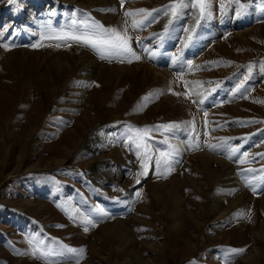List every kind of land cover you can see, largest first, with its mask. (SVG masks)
I'll use <instances>...</instances> for the list:
<instances>
[{
	"label": "rangeland",
	"instance_id": "rangeland-1",
	"mask_svg": "<svg viewBox=\"0 0 264 264\" xmlns=\"http://www.w3.org/2000/svg\"><path fill=\"white\" fill-rule=\"evenodd\" d=\"M170 2L0 0V264H264V2Z\"/></svg>",
	"mask_w": 264,
	"mask_h": 264
},
{
	"label": "snow or ice",
	"instance_id": "snow-or-ice-1",
	"mask_svg": "<svg viewBox=\"0 0 264 264\" xmlns=\"http://www.w3.org/2000/svg\"><path fill=\"white\" fill-rule=\"evenodd\" d=\"M9 2L11 3L12 0H9ZM123 2L124 0H121V3ZM234 2L239 3V0H234ZM262 2H264V0H262ZM183 6H184V0H171V2L168 5L163 7L165 10L170 11L171 15L175 17L179 14V11ZM193 6L199 9V14L203 18L207 14L208 0H194ZM240 8L241 10H244V8H246V5L240 4ZM158 11L159 10L156 9L152 11L137 9L132 11H126L125 16H131L134 13H145V15L141 20L132 21L131 27L140 28L144 24L150 22L149 17L152 16L153 12H158ZM76 23L77 21L74 20L73 24ZM55 38L60 40L75 41L85 46H89L101 54L123 55L126 53H131V48L129 46L130 37L127 35L126 30L123 33H121L115 28H105L103 25H100L98 22H92L90 24H87L86 30L83 31L81 34L77 35L68 32V33H63L62 35H59ZM189 40H191V35H189ZM136 59H139V57H136ZM165 127H170V126H165ZM209 147L212 146L209 145ZM260 155H264V154H260ZM88 223H91V221H88ZM85 231H87V228H85ZM36 251H39V249H37ZM67 251L70 253H78L81 250L67 248ZM244 251L245 249L230 250L231 253H236V254L242 253ZM41 255L43 256L44 253H41Z\"/></svg>",
	"mask_w": 264,
	"mask_h": 264
},
{
	"label": "bare ground",
	"instance_id": "bare-ground-1",
	"mask_svg": "<svg viewBox=\"0 0 264 264\" xmlns=\"http://www.w3.org/2000/svg\"><path fill=\"white\" fill-rule=\"evenodd\" d=\"M99 1H100L101 3H105V2H106V0H99ZM108 1H109V0H108ZM20 17H21V16H20ZM88 54H89V53H88ZM88 54H87V57L89 58L88 60H90V61L88 62V64H89L90 67H94V68H95V65H96V64H95V58H93V56L88 55ZM82 59H83V58H82ZM175 60H176V59H175ZM175 60H174V61H175ZM176 62H177V61H176ZM86 63H87V62H86ZM162 64H163V63H162ZM171 64H172V63H171ZM173 64H176V63L174 62ZM173 64H172V65H173ZM157 65L160 67V66H161V63H159V64H157ZM167 65H169V64H167ZM167 65H166V66H167ZM60 66H61V65H60ZM123 68H124V67H123L122 65H121V67L119 66V70H120V71L117 70L116 73H120V74H121V72L123 73V72H124V71H123ZM152 68H154V67H152ZM156 70H157V68H156ZM162 70H163V69H162ZM164 72H165V70H164ZM155 75H156V74H155ZM96 142H97V141L94 142V141L91 140L89 143L92 145V147H95V146L99 145V143H100V142H97V143H96ZM201 157H203V156H201ZM209 157H210V156H209ZM205 158H207V157H205ZM203 159H204V157H203ZM207 159H209V158H207ZM207 159H206V161L203 163V166L213 174V171H211V170L208 168V163H207L208 160H207ZM210 159H211V157H210ZM211 160H212V159H211ZM211 160H210V161H211ZM202 161H203V160H202ZM217 161H218V160H217ZM217 161H216V162H217ZM209 163H210V162H209ZM219 163H220V165H221V173L226 174V173L228 172V164L225 163V162H224V163H223V162L221 163V161H219ZM218 170H220V169H218ZM210 172H209V174H210ZM214 172H215V171H214ZM219 172H220V171H219ZM221 173H220V174L217 173V175L215 174V178H216L215 180H217V178H220V177L223 175V174H221ZM209 174H208V175H209ZM210 178H211V177H210ZM212 178H213V177H212ZM212 178H211V179H212ZM215 180L213 179V181H215ZM173 181H174V180H173ZM175 181H176V180H175ZM213 181H212V182H213ZM216 182H217V181H216ZM175 183H176V182H175ZM168 191H169V190H168ZM176 192H177V191H176L175 189H173V192H172V193H173V197H174V199L177 198V196H176ZM156 194H157V193H156ZM178 197H179V196H178ZM169 198H170V197H169ZM239 198H241V197L238 196L236 199H239ZM158 199H159V198H158ZM236 199H235V200H236ZM170 200H171V199H170ZM211 208L214 209V208H215V204H213ZM108 231H109V230H108ZM119 235L123 236V234H122L121 232L119 233Z\"/></svg>",
	"mask_w": 264,
	"mask_h": 264
}]
</instances>
